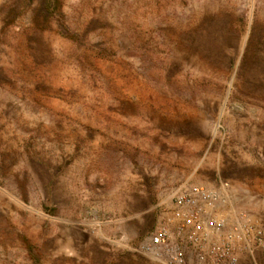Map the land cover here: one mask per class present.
<instances>
[{"label":"rangeland","instance_id":"374dc122","mask_svg":"<svg viewBox=\"0 0 264 264\" xmlns=\"http://www.w3.org/2000/svg\"><path fill=\"white\" fill-rule=\"evenodd\" d=\"M192 186L264 224V0H0V264H157Z\"/></svg>","mask_w":264,"mask_h":264},{"label":"built area","instance_id":"2783aa9c","mask_svg":"<svg viewBox=\"0 0 264 264\" xmlns=\"http://www.w3.org/2000/svg\"><path fill=\"white\" fill-rule=\"evenodd\" d=\"M222 189H179L170 220L138 251L157 264H258L259 254L264 255V224L247 213L233 223L217 216L216 209L224 202Z\"/></svg>","mask_w":264,"mask_h":264},{"label":"crops","instance_id":"0c3cea01","mask_svg":"<svg viewBox=\"0 0 264 264\" xmlns=\"http://www.w3.org/2000/svg\"><path fill=\"white\" fill-rule=\"evenodd\" d=\"M241 213H242V212H241ZM241 213H240V214H241ZM250 217H251V216H250ZM251 218H252V217H251ZM238 220H239V217H238L235 221H233V222H236V221H238ZM255 221H256V220H255ZM233 222H232V223H233Z\"/></svg>","mask_w":264,"mask_h":264}]
</instances>
